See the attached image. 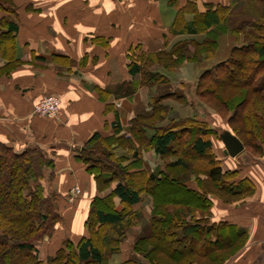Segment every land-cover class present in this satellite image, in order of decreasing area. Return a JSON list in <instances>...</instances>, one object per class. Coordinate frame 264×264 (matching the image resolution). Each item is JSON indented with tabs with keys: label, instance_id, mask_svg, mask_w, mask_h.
Here are the masks:
<instances>
[{
	"label": "trees",
	"instance_id": "1",
	"mask_svg": "<svg viewBox=\"0 0 264 264\" xmlns=\"http://www.w3.org/2000/svg\"><path fill=\"white\" fill-rule=\"evenodd\" d=\"M241 1L230 0L227 6L204 4V11L188 2L177 9L170 30L173 34L190 36L217 29H228L232 33L237 43L226 57L203 69L196 94L207 106V102L212 101L214 106L209 107L219 115H226L230 132L239 138L244 148L260 155L264 153V0L260 4H251L255 15L233 17L232 12ZM13 12L11 4L0 0V59L5 62L0 69L21 62L15 57L13 33L17 30L16 23L4 16ZM188 14L191 19L185 20ZM187 41L199 46L205 57L212 54L211 45L215 41L211 43L207 35L201 40ZM187 41L178 40L166 49L133 54L128 67L132 76L130 82L104 90L94 89L104 98L109 95L129 98L138 86H158L159 82H164L162 74L156 69H147V66L158 64L170 71L182 60L194 61L197 53H189ZM207 45L210 46L207 48ZM9 71L6 70L5 74ZM172 96V93H166L153 100ZM169 108L160 103L151 105L147 114L134 113L121 136L122 128L116 115L111 124L112 135L94 132L78 150L76 158L93 176L96 190L103 192L111 186L113 188L108 194L91 199L84 222L88 236L76 243L64 240L45 261L39 258L36 243L51 237L55 225L62 220L56 194L47 192L45 185L44 170L53 168L52 159L36 148L16 153L0 143V264H108L107 259L116 251L120 239L101 231L107 225L121 228L128 223L124 224L123 214L113 207V197L119 199L122 209H132L141 201L142 194L151 198L152 216L148 234L139 238L136 247H141V242L153 240L144 251L149 264H187L189 261L221 264L228 253H217L219 248H240L246 239L244 230L223 222L208 224L204 221L206 218L194 219V212L209 210L207 194L231 203L251 194L253 185L246 178L237 179L236 170L221 167L220 160L211 153L210 134L214 132L205 121L196 116L167 119ZM156 114L159 124L165 120L167 123L151 127L143 122L155 118ZM119 139L132 153L130 159L115 155L114 150L121 143L114 144V141ZM150 150L162 160L163 167L148 168L142 152ZM188 155L206 158V166H201H204L201 172L204 179L198 177L195 188L186 184L187 172L195 174L199 167L195 161H186ZM178 167L182 168V175L174 173ZM171 192L179 193L180 201L168 200ZM109 241L112 248L106 253L104 245ZM155 253L170 260L160 259ZM195 255L202 259L196 257L192 260ZM122 264L146 263L128 258Z\"/></svg>",
	"mask_w": 264,
	"mask_h": 264
},
{
	"label": "crops",
	"instance_id": "2",
	"mask_svg": "<svg viewBox=\"0 0 264 264\" xmlns=\"http://www.w3.org/2000/svg\"><path fill=\"white\" fill-rule=\"evenodd\" d=\"M173 1L15 0L18 5L13 7L14 12L4 14L16 23L15 57L21 64L0 81V143L16 153L36 148L52 159L53 168L44 170L46 191L56 194L62 216L55 234L43 240L41 259L64 240L76 243L87 237L84 222L91 199L113 188L98 192L76 156L94 132L108 133L117 116L123 124L135 110L119 111L116 105L120 107L128 97L109 95L104 101L94 87L104 90L130 82L128 67L133 54L166 49L184 35L170 30L179 7L192 2L204 11V4L230 3ZM190 19L191 15L185 16V20ZM4 63L0 59V65ZM48 94L60 99L57 117L47 120L33 116V104ZM144 154L142 159L150 167L157 155L152 150L145 155L148 158ZM239 154L225 162L220 160L221 167L236 170L237 179L246 178L253 191L228 208H217L212 222L244 230L250 264H264V154ZM74 185L80 186L81 195L72 204L67 195ZM113 201L120 205L117 197Z\"/></svg>",
	"mask_w": 264,
	"mask_h": 264
},
{
	"label": "rangeland",
	"instance_id": "3",
	"mask_svg": "<svg viewBox=\"0 0 264 264\" xmlns=\"http://www.w3.org/2000/svg\"><path fill=\"white\" fill-rule=\"evenodd\" d=\"M2 1L6 4H11L13 7L18 5V3L15 2V0H2ZM252 3L260 4L261 0H243V1H241V3H238V5H236V7L234 8V10L232 12V16L234 15L233 17H236V16L239 17V16L255 15L256 12H255V9H253V7L251 6ZM205 35H207L208 38H211V43H213V41H215L211 45L212 54L210 55V57H205L204 53L200 51L199 46L195 45L192 42L187 41L188 39L201 40L203 37H205ZM176 39H177V41L178 40L187 41L186 46L188 45V47H189L188 51H189V53H193L195 51L197 53L196 59L194 61L182 60L179 65H177L175 68H173V70H170V71H165L158 64H154L152 66H147L148 67L147 69H149V70H151V69L158 70V73L162 74V76H163L162 78L164 79V82H159L158 86L155 84H151V85L143 84L141 86H138V88L136 89V92H135V96L132 95L130 98L125 99L120 107L116 105V109H119V111L124 110V113H125V111H128L129 109L133 108L135 110V113L141 112V113L147 114L151 110V105H153V104L158 105V104L162 103V104H167L170 107L169 108L170 110L168 111V114L166 115L167 119L168 118L182 119L184 117L196 116L197 119L205 121L207 123V127H209V129H212L214 132V133L210 134V140L212 143L211 153L216 158H218L219 160L225 162V161H227V159H229L231 157L222 155L223 145L221 144V142L218 138V135L224 129L231 131V129L227 125V117L224 114L223 115L217 114L211 107H209V106H214L212 101L207 102L209 105V106H207V104H205L203 102L204 100L202 101L200 98H198L197 94H196V89H197V85L199 82V75L203 71V69L208 67V65L215 63L217 60H220L223 57H226L230 53L231 48L237 42H236L234 36L232 35V33L228 29H217L214 32H207V33L206 32H199V33H197L195 35H191V36L184 34L182 36L181 35L178 36ZM239 41H241V40H239ZM209 46L210 45H207V48ZM19 64H21V63L16 62V63L9 65L5 69H0V81L3 79V77H6L7 75H9V73L5 74L6 70L11 71L16 66H18ZM153 70H151V71H153ZM166 93H172L173 94L172 98H163L161 100H158V98H157V99L153 100L154 98H156L162 94H166ZM52 95H54V94H52ZM54 96H56V98L58 99V106H57V109L54 112V114H41L35 107V105L38 102V101H36L32 107V115L36 116V117H41V118H44L47 120L55 119L58 115V112H59L60 99L57 95H54ZM105 100H106V98L104 99V101ZM156 117H158V114H156L155 118L144 119L143 122L150 124L151 127H155L158 125H164L167 123L165 120L164 122H162V124H159L160 122H158ZM129 121L130 120L124 119L123 124L121 122L119 123L121 128L123 129L119 133L120 136L125 134L126 129L129 127ZM110 129H111V131H108V133H106L107 135H112V131L114 130L112 125H110ZM148 133H150V132H148ZM85 142L83 143V145L85 144ZM121 142H122L121 139H119L118 141L115 140L114 144L121 143ZM114 151H115V155L119 156V157L126 156L130 159V157L132 155V153H129L125 149V146L122 145V143L118 146V148H115ZM242 152L244 153L243 155H247V154L248 155H259V153H254L249 148H244L242 150ZM242 152H240V153H242ZM144 153H146V154H144V157H146L145 155H147V152H144ZM262 154H264V153H262ZM262 154H260V156ZM238 155H240V154H238ZM184 157H186V156H184ZM146 158H148V157H146ZM183 159H185V158H183ZM205 159L206 158H197L194 156L190 157L189 155L186 157V161L188 163H192L195 161L199 167V170H197L195 174L191 173V172H187L188 179H186V184H188V186L195 188L197 186L196 180L198 179V177H200L199 180L204 179V174L201 173L203 171L204 166L203 167H201V166L202 165L206 166ZM145 164H146V162H145ZM147 166H148V164H147ZM157 167H163L162 160L158 156H157V158L153 159L151 166L150 167L148 166V168L154 169ZM182 171H183L182 168L178 167V168H176L174 173L178 174V175H182L183 174ZM89 176H91L93 184L95 185L93 176L91 174H89ZM107 190L108 189L104 190V192ZM80 195H81L80 186L79 185L72 186V188L69 190L68 195H67L68 200H69L68 203L71 202L72 204H74V201L76 202L77 198H79ZM206 197L210 200V206L208 208L209 210L207 212H202L199 210L195 211L194 212V219L206 218V220H204V221H207V223L209 224V222H212L215 219L213 214H217V208L220 209V206L228 208V207H230L229 204H231L233 202L241 201L246 196L239 199V200L233 201L231 203H225L219 197H217L216 195H213L211 193L207 194ZM167 198H168V200L170 198H172L173 200H177V201H180L179 199H181V197L179 196V193H177V192H171ZM59 203H60V201H59ZM113 203H114L113 207L116 208L117 210H120V212L123 214L124 224L127 222L128 223H127V226L125 224V227L122 226L121 228L111 227L110 225H107L101 231L102 234H103V232L110 234V235L114 234L115 237L118 236L120 239L119 242L117 243L116 251L111 253L107 259L108 264H122L128 258L134 259L137 261H143L146 264H149L147 259H145L146 257L144 255V251L148 250V247H150L149 244L151 242H153V240L150 239L147 243L141 242L140 243L141 247H136V242L139 240V238L143 234H145V233L148 234L149 226H150L149 222H150V218L152 216L151 198L147 194H142L140 204L134 206V207H136L135 211H133L132 209H128V208L122 209V206L115 204L114 201H113ZM197 204H198V202H197ZM168 207H169V205H168ZM132 208H133V206H132ZM88 209H89V206H88ZM133 212L136 214V217H134ZM59 213L61 214V212H59ZM129 215H131L132 217L130 218ZM61 222H58L55 226L57 227V225H60ZM130 222H131V224H129ZM53 234H55V231ZM43 240L38 241L36 243V247L38 249L40 259L42 258L41 256L43 253V245H44V244H42V243H44ZM104 240H105V237H104ZM246 240L247 239H245L243 245L240 248H238L237 250H235L236 247H230V246L219 248L220 250H218L219 252H217V253H221V252L228 253L226 259L221 264H250L251 259L248 257V253H247L248 249H247V245H246V242H247ZM109 243H110V241L106 245H104V251L106 253L109 249L112 248V244H109ZM114 246H115V244H114ZM140 248H142V249H140ZM53 253H54V251L52 252V254ZM48 256H50V254ZM155 256L160 257V259H164L167 261L170 260L165 255H163L161 253H155ZM196 257L198 258V256H196V255L191 257V258L193 260V259H197ZM198 259L201 260L202 258H198ZM41 260L45 261L46 257L45 258L43 257V259H41ZM169 262L173 263L172 261H169ZM258 262L259 261H255V263H254V261H253V264H260ZM187 264H197V263L194 261L193 262L189 261V263H187Z\"/></svg>",
	"mask_w": 264,
	"mask_h": 264
},
{
	"label": "water",
	"instance_id": "4",
	"mask_svg": "<svg viewBox=\"0 0 264 264\" xmlns=\"http://www.w3.org/2000/svg\"><path fill=\"white\" fill-rule=\"evenodd\" d=\"M218 138L223 145V154L225 156L235 157L244 149V146L239 138L229 130H222L218 135Z\"/></svg>",
	"mask_w": 264,
	"mask_h": 264
},
{
	"label": "built area",
	"instance_id": "5",
	"mask_svg": "<svg viewBox=\"0 0 264 264\" xmlns=\"http://www.w3.org/2000/svg\"><path fill=\"white\" fill-rule=\"evenodd\" d=\"M58 106V99L52 94L42 96L37 104L35 105L36 109L41 114H54Z\"/></svg>",
	"mask_w": 264,
	"mask_h": 264
}]
</instances>
